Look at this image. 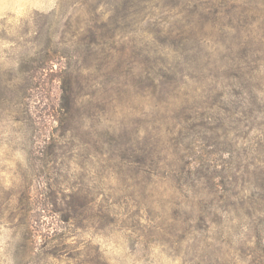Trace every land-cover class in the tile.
<instances>
[{"label": "rangeland", "instance_id": "1", "mask_svg": "<svg viewBox=\"0 0 264 264\" xmlns=\"http://www.w3.org/2000/svg\"><path fill=\"white\" fill-rule=\"evenodd\" d=\"M128 1L0 0V264H264V0Z\"/></svg>", "mask_w": 264, "mask_h": 264}, {"label": "trees", "instance_id": "2", "mask_svg": "<svg viewBox=\"0 0 264 264\" xmlns=\"http://www.w3.org/2000/svg\"><path fill=\"white\" fill-rule=\"evenodd\" d=\"M137 1H139V0H133V1L129 0L125 4L126 6H124L122 8L124 10H126V12L131 7L136 8V6H138V4H139V2L137 4ZM140 1H142L145 4V1H148V0H140ZM127 14H125V15H127ZM91 34L92 35L85 37V39L81 38V39H79V41L72 43L71 46H73V44H74V47L78 46L76 53H78L80 57H82L85 61H87V64L84 67V71H86V75L83 74L82 71H78V73H76L77 75H75L74 79H75V81H78L79 79L83 80L85 77H86V80L88 78V81L86 83V86L88 89L86 95L88 96V99H89L87 101V103H88L87 106L89 107V114L92 116L93 112H95L99 108V106H101V104L104 103L103 101L99 102L97 100L98 99V91H99L97 89H98V86H101V83L96 81L98 78L95 79L94 72H98V73L100 72V69L95 64V62L97 60H100L99 59L100 55L104 53L103 52L104 50L102 48L107 47L106 46L107 44L103 43L104 41H102V40H104V39L101 37V35L105 36L106 33L101 34L100 37L96 36V33H91ZM107 40L111 41V39L109 37L107 38ZM78 49H80V50H78ZM109 50H112V47ZM107 56L112 57L113 55H111V54L109 55L107 52ZM83 75H85V76H83ZM65 83H68V85L70 84L69 82H65ZM68 97H70V99H71V109L73 111H76L77 105H78L79 95L77 93H74L72 95H69ZM100 98H101V100H103V96H101ZM220 107H222V106H220ZM200 126L203 127L204 129L206 128V125H204V124H200ZM215 128L222 129L223 126L217 125V127H215Z\"/></svg>", "mask_w": 264, "mask_h": 264}]
</instances>
